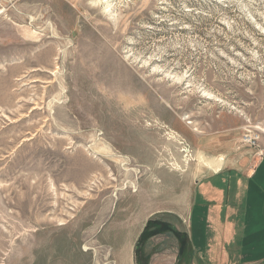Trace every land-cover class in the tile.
Instances as JSON below:
<instances>
[{"label": "rangeland", "instance_id": "obj_1", "mask_svg": "<svg viewBox=\"0 0 264 264\" xmlns=\"http://www.w3.org/2000/svg\"><path fill=\"white\" fill-rule=\"evenodd\" d=\"M261 150L264 0H0V264L254 260L189 208Z\"/></svg>", "mask_w": 264, "mask_h": 264}, {"label": "crops", "instance_id": "obj_2", "mask_svg": "<svg viewBox=\"0 0 264 264\" xmlns=\"http://www.w3.org/2000/svg\"><path fill=\"white\" fill-rule=\"evenodd\" d=\"M194 194L189 209L193 215L195 207L200 204L199 212L204 214L206 255L230 257L231 253L248 250L259 253V256L254 260H244L241 264H264V156L257 158L254 163L244 160L237 167L210 173L201 179ZM248 216L256 220L259 226L253 222L249 225L246 222ZM178 231L188 239L192 258L187 262L194 264L199 252L194 247L191 231L189 228L187 231ZM176 253L175 261L179 259L178 244ZM183 263L186 262L180 264ZM231 264L238 262L232 260Z\"/></svg>", "mask_w": 264, "mask_h": 264}, {"label": "trees", "instance_id": "obj_3", "mask_svg": "<svg viewBox=\"0 0 264 264\" xmlns=\"http://www.w3.org/2000/svg\"><path fill=\"white\" fill-rule=\"evenodd\" d=\"M158 226V230L161 232H164L165 230L169 231L171 230L173 233H175L176 238L178 239V253H179V259L176 260L174 264H178L185 261L187 264L188 260H190L192 253L189 249V243L188 239L186 238V235L184 233L179 232L173 225L166 224L164 222H156ZM165 229V230H164Z\"/></svg>", "mask_w": 264, "mask_h": 264}, {"label": "built area", "instance_id": "obj_4", "mask_svg": "<svg viewBox=\"0 0 264 264\" xmlns=\"http://www.w3.org/2000/svg\"><path fill=\"white\" fill-rule=\"evenodd\" d=\"M264 151L263 150H261L258 154L262 157V156H264V153H263Z\"/></svg>", "mask_w": 264, "mask_h": 264}, {"label": "bare ground", "instance_id": "obj_5", "mask_svg": "<svg viewBox=\"0 0 264 264\" xmlns=\"http://www.w3.org/2000/svg\"><path fill=\"white\" fill-rule=\"evenodd\" d=\"M108 3V2H107ZM101 4V3H100ZM102 5V4H101ZM107 5V4H106ZM109 5V4H108ZM256 128V127H255Z\"/></svg>", "mask_w": 264, "mask_h": 264}]
</instances>
